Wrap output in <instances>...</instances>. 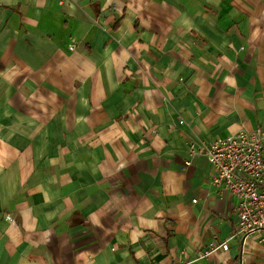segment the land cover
I'll list each match as a JSON object with an SVG mask.
<instances>
[{"label": "crops", "instance_id": "1", "mask_svg": "<svg viewBox=\"0 0 264 264\" xmlns=\"http://www.w3.org/2000/svg\"><path fill=\"white\" fill-rule=\"evenodd\" d=\"M256 129L264 0H0V264H264L186 152Z\"/></svg>", "mask_w": 264, "mask_h": 264}, {"label": "built area", "instance_id": "2", "mask_svg": "<svg viewBox=\"0 0 264 264\" xmlns=\"http://www.w3.org/2000/svg\"><path fill=\"white\" fill-rule=\"evenodd\" d=\"M186 152L190 158L204 156L212 166L211 183L237 200L233 234L212 244L208 252L227 249L230 239L236 235L246 237L256 233L261 235L260 241L264 244V133L260 129L240 130L209 141L193 139ZM184 164H190L189 158Z\"/></svg>", "mask_w": 264, "mask_h": 264}, {"label": "rangeland", "instance_id": "3", "mask_svg": "<svg viewBox=\"0 0 264 264\" xmlns=\"http://www.w3.org/2000/svg\"><path fill=\"white\" fill-rule=\"evenodd\" d=\"M183 122V120L181 119V121L179 120V123H182Z\"/></svg>", "mask_w": 264, "mask_h": 264}]
</instances>
